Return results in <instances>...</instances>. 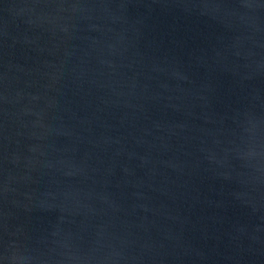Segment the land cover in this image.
<instances>
[{
	"label": "water",
	"instance_id": "water-1",
	"mask_svg": "<svg viewBox=\"0 0 264 264\" xmlns=\"http://www.w3.org/2000/svg\"><path fill=\"white\" fill-rule=\"evenodd\" d=\"M0 264H264V0H0Z\"/></svg>",
	"mask_w": 264,
	"mask_h": 264
}]
</instances>
